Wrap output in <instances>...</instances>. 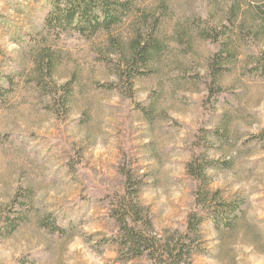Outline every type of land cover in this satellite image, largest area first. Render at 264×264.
<instances>
[{
    "label": "rangeland",
    "instance_id": "374dc122",
    "mask_svg": "<svg viewBox=\"0 0 264 264\" xmlns=\"http://www.w3.org/2000/svg\"><path fill=\"white\" fill-rule=\"evenodd\" d=\"M188 3L190 15L182 20L174 19L176 12L166 0L143 3L146 8L171 11L173 18L161 26L158 35L163 51L151 67H167L178 54L185 68L191 69L217 53V44L202 39L195 27L203 14L214 18L211 5L198 4V0ZM45 12L9 0L7 7L0 6V28L40 27ZM128 29L123 25L117 34L125 38ZM186 39L191 40V51H185ZM105 47V35L88 41L67 39L57 46L62 62L75 66L82 61L94 76L87 86L88 104L77 109L88 108L86 124L73 121L69 126L46 110L38 124L22 129L16 125L5 134L14 137L13 144L19 141L15 152L22 158L17 188L6 184L9 203L12 210L23 206L26 211L31 205L26 226L35 227L40 237L24 264H105L104 253L89 247L82 237L68 231L51 233L42 223H78L85 234L103 232L104 242L118 250L110 240L116 228L108 211L113 196L123 192V173L128 172L135 187L140 186L139 203L156 235L177 242L190 213L197 211L203 218L201 251L182 264H264V127H260L264 103L251 104L255 111L246 108L253 90L240 95L233 90L232 73L226 72L219 79L213 104L207 101L206 84L188 79L179 85L167 84L149 114L147 97L158 87L159 77L137 78L134 95H124L127 88L122 89L123 84L94 59L95 54L106 55ZM201 91L206 95L202 97ZM205 144L211 148L205 149ZM6 147L0 145V150ZM193 152L228 161V166L209 170L207 180L209 189L218 190L225 201L239 198L245 202L232 228L216 229L206 212L195 206L193 192L199 183L185 170ZM24 177L30 184L22 196ZM0 183H6L2 174ZM118 252L107 254L116 257L113 264H152L145 258L121 263Z\"/></svg>",
    "mask_w": 264,
    "mask_h": 264
},
{
    "label": "clouds",
    "instance_id": "9594fccd",
    "mask_svg": "<svg viewBox=\"0 0 264 264\" xmlns=\"http://www.w3.org/2000/svg\"><path fill=\"white\" fill-rule=\"evenodd\" d=\"M9 0H0V6L7 7ZM160 3V0H155ZM171 9L176 12L174 19L187 18L190 15L188 0H166ZM20 6L28 5L37 12L44 9L52 13L56 29L71 28V15L62 19V14L72 8L73 0H18ZM211 5L208 14H203L196 21L195 27L200 31L202 39L209 43L217 44L219 50L211 59L202 58L200 63L194 64L191 69H186L182 58L177 54L174 62L167 67H149V62L158 61L163 48L160 44L153 43L155 36L160 32L161 26L166 20L173 19L171 11L142 7L141 0H129L123 4L117 18L105 23L107 10L101 7L93 9L94 15L89 24H95L100 29H108L107 34L112 36L111 25L119 24L120 17L125 19L131 15V4L138 9L135 18L131 21L128 31L135 33L136 56L129 64L126 59L125 45L119 37L111 41V47L107 52H116L114 56V76L121 79L118 83H125L128 95L132 96L133 84L137 78L159 77L158 87L147 97V112L158 103L159 98L169 83L179 85L180 81L188 79H201L206 84L207 101L213 104L218 91L219 79L222 74L230 72L233 75V90L244 95L250 88L252 94L249 97V110L255 111L251 104L259 101L264 103V0H198V4ZM145 13L157 17L153 22H147ZM34 13L33 15H35ZM81 24L78 30H84L89 25L77 17ZM51 24V18H50ZM11 27V26H9ZM47 29L40 27H25L23 31L18 29L0 28V145L7 144L4 150H0V174L3 181L0 183V264H24V257L29 250L35 249L39 242V233L33 226L27 225V213L33 209L29 204L25 215H21V209L9 212L12 207L9 203L6 184L17 188V175L21 168L22 158H17L16 147L12 139L5 134L13 131L16 125L20 129L38 124L45 111H50L71 126L73 121L83 125L90 119L88 108L77 109L80 105L88 104L87 86L94 76L87 70L82 61L75 66L68 62H62L58 56H49L45 61L43 53L37 55L36 50L44 45V35ZM150 33L148 40L141 47V38L144 33ZM30 33V35H26ZM95 34L86 33L90 39ZM185 51H191V40L184 42ZM155 49L154 54L150 51ZM230 53V54H229ZM83 55V54H81ZM127 65V69H124ZM183 94V93H182ZM200 95H206L201 91ZM90 107V105H88ZM260 127H264V117ZM18 130V129H17ZM23 185L21 195L28 188L30 180L24 177L20 181ZM36 207H40L37 203ZM11 215L12 219H8ZM78 221L77 217H72ZM54 232H73L77 237H82L89 247H95L104 253L105 264H113L116 257L108 256L109 252H117L114 247L104 242V233L93 235L85 234L78 223L59 224L55 222L45 225ZM41 246H43L41 244ZM127 251V249H124Z\"/></svg>",
    "mask_w": 264,
    "mask_h": 264
},
{
    "label": "trees",
    "instance_id": "16d2710c",
    "mask_svg": "<svg viewBox=\"0 0 264 264\" xmlns=\"http://www.w3.org/2000/svg\"><path fill=\"white\" fill-rule=\"evenodd\" d=\"M146 1L149 0H141L142 7L144 8L146 7L143 6V3ZM128 3L129 0H73L72 8L63 13L61 17L62 19H67L68 16L71 15L73 23L71 28L64 29H56L53 27V25L56 24V20L52 18L51 12L46 11L42 20V26L47 29V32L44 35L43 47L36 50L37 55L43 53L45 61L48 60L49 56H58L61 58V52L59 48H57L60 42L63 43L67 39L88 41L99 35H105L106 50L111 47V41L115 37H119L121 42L125 45L126 59L130 64L136 56L135 33L128 31L125 38H120L117 31L123 25L130 28L131 21L135 18L138 11L135 4L130 5L132 8L131 15L126 19L120 17V23L118 25H111L112 36L107 34L108 29H100L97 26L99 21H96L95 24H89L90 18L94 15L93 9L97 7L106 9L107 15L104 19L105 23H107L115 20L117 18V13L121 11L122 5ZM77 17H81L83 22L89 26L84 30H78L81 28V24L77 21ZM142 18H146L147 22H153L155 19H158L148 13H145V17ZM93 28H95V34L91 35L90 39L85 38L86 33H92ZM149 35L150 33H144L141 38V47H143L144 43L148 40ZM153 43H158L163 46L158 34L155 36ZM154 51L155 49L151 50L149 54L153 55ZM216 54L217 53H215V55ZM114 56L118 57V53H109L106 51V55L104 56H102L101 53H98V55L95 54L94 59L99 64H103L106 69L114 75L115 65L112 59ZM154 61L155 60L149 62V67H151ZM124 69H127V65H124ZM115 77L118 80L121 79L118 76ZM122 84V89H125V83ZM127 94L128 91L124 93V95ZM211 133V135L214 134L219 137L216 132ZM210 146L211 145L207 146V144H205L204 148L210 149ZM204 154L205 155L193 152L191 161L185 166L187 175L191 176L193 180L199 183L198 187L193 192L195 206L202 208V210L206 212L216 229L220 227L232 228V224L242 215L245 202L239 198L225 201L220 196L218 190L211 191L209 189L207 172L211 169L228 166V161L209 159L207 153ZM123 175L125 178L123 192L113 196L111 207L108 211V216L116 228L115 235L110 237V240L112 244L118 248V260L124 263L137 258H145L152 264H182L184 261L186 263L189 262L193 255L199 254L201 251L198 245L200 244V242H198L200 238L199 227L203 223V218L199 213L195 211L187 216L185 231L181 233L177 242H174V239L170 237L158 236L153 232L148 213L139 203L138 194L140 186L136 184L137 187H135L132 181V175L129 172L123 173ZM20 209L21 215H25L27 210L25 211L23 206L20 207ZM13 211L12 208L9 209L10 213ZM8 219H12V216L9 215ZM45 225V222L42 223V227L49 230ZM49 232L55 234L62 233L50 230ZM124 249H127V251H124Z\"/></svg>",
    "mask_w": 264,
    "mask_h": 264
}]
</instances>
